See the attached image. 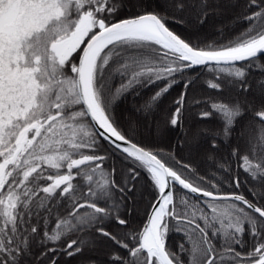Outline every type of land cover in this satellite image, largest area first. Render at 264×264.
I'll return each instance as SVG.
<instances>
[{"label":"snow or ice","instance_id":"obj_1","mask_svg":"<svg viewBox=\"0 0 264 264\" xmlns=\"http://www.w3.org/2000/svg\"><path fill=\"white\" fill-rule=\"evenodd\" d=\"M164 7L163 13L144 11L117 19L123 0H0V264H60L61 256L95 249L98 238L126 251V256L113 252L112 264H185L183 255L188 264H264V204L259 203L264 192L249 187L252 200L243 193L221 192L215 174L213 181L195 175L174 154L168 159L177 167L170 166L163 150L135 142L134 125L127 134L116 125L109 81L120 77V97L137 86L166 81L143 109L146 114L179 83L177 76L197 67L224 81L210 82L211 89L248 93L250 70L264 72V0H247L238 19L248 28L224 43L204 46L175 33L167 21L184 22L169 16L170 10L199 7L203 16L198 23L203 24L208 0L199 5L164 0ZM193 82L185 79L184 90L173 101L167 118L172 128L182 127L187 88ZM257 85L264 95V77ZM209 107L198 118L215 114L221 122L220 129L200 130L212 138L213 149L218 139L228 143L237 120L251 113V121L237 132L241 139L249 132L246 151L241 155L236 147L230 155L240 160L249 179L264 184V102L256 106L233 98ZM252 121H259L254 133ZM101 141L122 153L127 166L121 169L120 184L115 166L111 172L103 168L109 156L94 154ZM216 167L230 174L226 159L217 160ZM142 173L154 193L147 222L139 232L118 238L107 225L127 227L121 209L133 199L128 194L136 191ZM77 178L83 182L74 183ZM177 185L184 190L179 200ZM231 185L239 189V177ZM173 230L185 236L179 253L167 247ZM245 233L253 241L247 253L236 250L244 248Z\"/></svg>","mask_w":264,"mask_h":264},{"label":"trees","instance_id":"obj_2","mask_svg":"<svg viewBox=\"0 0 264 264\" xmlns=\"http://www.w3.org/2000/svg\"><path fill=\"white\" fill-rule=\"evenodd\" d=\"M120 2V0H117ZM192 3L199 5L200 0H191ZM125 8L120 11L117 19L124 18L137 13L148 12H160L165 11L164 0H123ZM247 0H208V7L204 9L207 12L206 18H204L203 24L198 23V19L203 16L200 8H186L183 12L169 11V16H176L177 19H181L183 23L174 22L172 19L167 21L168 27L178 35L182 37H191L192 41L199 40L200 46H204L209 42L224 43L233 36L248 28V23L242 19H238L245 13V4ZM255 8L248 11H254ZM190 22L196 23L197 29L190 28ZM221 30L223 32L224 39L221 40ZM260 63H264V57L260 58ZM115 67V65H113ZM264 77V72L258 70H250L247 77V82L250 85L248 93L236 92L235 88L224 87L222 91L213 90L209 87L210 82H218L222 85L223 80H217L215 75L209 72L203 67H197L195 69H189L184 72L183 76H177L179 83L175 84L163 97L160 98L153 111L147 114L143 110L149 103L150 98L160 88L164 87L166 81H158L155 84L137 86L131 91L125 93L120 97V92L117 91L121 84L119 76L114 75L109 77V81L115 95L110 99L115 101L114 107L110 110L114 116L116 125L126 134L131 125L129 119L137 122L135 126L134 141L145 147H150L154 150H163L164 156L170 166L177 167L175 162L168 159L170 154H174L175 160L180 161L181 164L190 165L195 170V175L205 177L208 181H213L215 174V183L218 184L221 192H237L243 193L246 197L252 200V196L249 194L248 189L251 187L253 190L261 192L264 188V184L254 183L248 178L247 174L239 167L240 160L237 157L230 155L233 148L238 147L241 155L246 151V144L249 137V132L245 131L243 139L237 136V132L240 131L242 126L251 121V113L245 115L243 119L237 120L236 131L232 134V139L228 143H224L222 140H217L218 148L213 149L211 147V137L204 135L200 129L217 130L222 127L218 117L213 114L211 119H199L198 114L202 111H211L209 103L213 101L230 102L233 98H239L241 100L247 99L253 102L256 106H259L264 102V95H262V89L257 85V81ZM185 79L193 80L194 82L187 88V96L185 99V112L183 116L182 127L172 128L167 123V118L171 112L174 111V103L181 91L184 90ZM117 97H120L117 99ZM200 101V103H196ZM208 101L209 103H205ZM259 124V121H252V132H255V125ZM151 125V129H148ZM149 130V131H147ZM147 131V132H146ZM155 133L156 136H155ZM199 133V134H198ZM195 140V145L193 142ZM190 141V143L188 142ZM102 147L97 151L96 155L109 156V159L103 162V168L109 172L113 166L116 168L115 180L118 184L121 183L122 175L121 169L126 168V164L122 160V153L112 149L111 145L107 142L101 141ZM87 154H93L88 152ZM211 157V159H210ZM220 159H226L230 165V174L218 171L216 167V161ZM49 174H53V170H48ZM66 169L61 170V174ZM184 175L190 179L194 178L192 172L183 170ZM233 177H239L241 186L239 189L231 185ZM247 181V183H245ZM83 181L80 178L74 180V183L80 184ZM122 186V185H121ZM207 187V184L202 185ZM211 190V188H209ZM86 191V189H82ZM184 194V190L176 186L175 196L177 200ZM43 196L41 192L39 194ZM120 193L114 192V198L119 201ZM132 196L131 201L125 200L126 207L121 209V218L128 221L127 227L118 226L114 222H109L107 227L118 238L125 232L136 231L139 232L146 221L148 212L150 210L149 204L154 198V193L149 187V181L146 179L144 173L141 174L140 179L137 182V189L134 193H129ZM254 203L257 201L253 200ZM260 204H264V200L259 201ZM100 206H104L101 204ZM130 210V214H129ZM246 211H248L246 209ZM61 215L66 214L63 209L60 211ZM54 226L53 224L50 227ZM243 240L245 246L241 249L236 247L237 251L247 253L253 248V241L247 233L244 234ZM185 242V236L181 232L170 231L167 235V247L170 251L179 253L180 249L178 245ZM185 247H189L185 244ZM113 252H118L121 256H126L125 250L115 246L111 241L104 238H98V243L95 249H89L85 247L84 251L72 258L66 256L60 257V264H112L109 259ZM184 260L185 264H188V256L183 255L180 257Z\"/></svg>","mask_w":264,"mask_h":264},{"label":"rangeland","instance_id":"obj_3","mask_svg":"<svg viewBox=\"0 0 264 264\" xmlns=\"http://www.w3.org/2000/svg\"><path fill=\"white\" fill-rule=\"evenodd\" d=\"M191 24L189 25L190 26V28L191 29H197L198 28V26L196 25V23H193V22H190ZM130 121H131V125H134L135 124V126H136V124H137V122H135V120H133V119H129ZM148 129H151V125H149V127H148ZM201 130V129H200ZM199 130V131H200ZM147 131H149V130H147ZM146 131V132H147ZM156 134L157 133H155V136H156ZM189 143H190V141H188ZM196 143H195V140H194V142H193V145H195ZM261 192H264V188L263 189H261ZM149 213V212H148ZM145 223V222H144Z\"/></svg>","mask_w":264,"mask_h":264},{"label":"water","instance_id":"obj_4","mask_svg":"<svg viewBox=\"0 0 264 264\" xmlns=\"http://www.w3.org/2000/svg\"><path fill=\"white\" fill-rule=\"evenodd\" d=\"M177 187H179V186L177 185ZM179 188H180V187H179ZM149 212H150V210H149ZM146 222H147V218H146L145 223H146ZM145 223L143 224V226L145 225ZM143 226H142V228H143ZM142 228H141V229H142Z\"/></svg>","mask_w":264,"mask_h":264}]
</instances>
